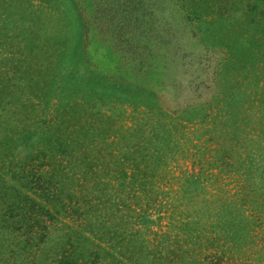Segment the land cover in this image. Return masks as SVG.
<instances>
[{
    "label": "trees",
    "instance_id": "trees-1",
    "mask_svg": "<svg viewBox=\"0 0 264 264\" xmlns=\"http://www.w3.org/2000/svg\"><path fill=\"white\" fill-rule=\"evenodd\" d=\"M179 1L194 22L187 27L191 36L197 35L195 20L230 25L231 16L254 12V20L246 21L258 19V41L264 43L260 0ZM141 2L132 10L142 13ZM66 3L0 0V264H250L255 251L245 244L246 223L233 221L237 210L205 184L233 172L225 170L237 160L231 153L243 156L224 147L237 138L238 119L222 115L214 94L173 112L154 105L143 118L88 104H50L66 90L55 73L63 55L57 42L26 20ZM134 32L124 47L136 65L174 57L172 81L179 86L187 55L172 47L163 52L167 44L149 21L138 20ZM213 61L221 72L226 62ZM184 79L191 84L196 76ZM189 157L198 160L199 171L178 166ZM253 186L261 201L250 206L261 209L264 183Z\"/></svg>",
    "mask_w": 264,
    "mask_h": 264
},
{
    "label": "rangeland",
    "instance_id": "rangeland-1",
    "mask_svg": "<svg viewBox=\"0 0 264 264\" xmlns=\"http://www.w3.org/2000/svg\"><path fill=\"white\" fill-rule=\"evenodd\" d=\"M260 1L264 5V0ZM66 2V6L57 10L49 6L39 9L33 15L35 20H26L28 26L31 23L33 27L39 26L45 32L44 37L52 43L57 42L63 55L55 73L62 78L66 90L61 96L55 93L50 104L62 107L88 104L115 115L124 113L143 118L144 112L154 105L173 112L187 104L203 102L214 94L221 101L222 115L238 119L240 126L237 138H230L224 147H232L243 156L231 153L237 160H234V167L225 170L231 168L233 172H228V177L217 183L209 178L205 184L208 193H216L218 200H225V204L237 210L233 221L246 223L249 237L245 244L250 243L251 252L255 251L250 255V264H264V259H260L264 258V207L254 209L250 206L252 202L259 205L261 201L259 194H253L256 187H251L252 184L264 183V43L258 41L263 36L258 19L255 24L246 21L254 20V12L248 16H231L230 25L210 20V17L195 20L197 35L191 36L187 27L194 22L186 19L182 13L184 5L179 0H163L162 4L158 0H142V13L132 10L133 6L140 9L139 0ZM127 5L133 12L131 18L125 16ZM138 20L151 22L152 32L163 36L167 44L163 52L169 54L172 47L176 54L187 55L185 62L190 64L180 69L186 68L179 86L172 81V71L176 68L174 57L170 61L167 56L160 65L149 62L136 65L138 61L124 47L135 33ZM217 57L226 62L221 72L211 64ZM188 75L190 78L196 76V81L187 83L184 78ZM217 116L220 119L221 116ZM186 149L183 146L184 152ZM180 165L189 171L200 169L198 160L193 157L182 158L178 162ZM217 172V168L212 170L213 174ZM245 174L247 182L243 181ZM260 176L263 177L260 179ZM257 212L259 218H254Z\"/></svg>",
    "mask_w": 264,
    "mask_h": 264
}]
</instances>
